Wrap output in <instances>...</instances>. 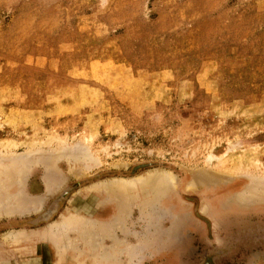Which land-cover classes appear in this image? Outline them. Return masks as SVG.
<instances>
[{
  "label": "rangeland",
  "instance_id": "obj_1",
  "mask_svg": "<svg viewBox=\"0 0 264 264\" xmlns=\"http://www.w3.org/2000/svg\"><path fill=\"white\" fill-rule=\"evenodd\" d=\"M0 264H264V0H0Z\"/></svg>",
  "mask_w": 264,
  "mask_h": 264
},
{
  "label": "bare ground",
  "instance_id": "obj_2",
  "mask_svg": "<svg viewBox=\"0 0 264 264\" xmlns=\"http://www.w3.org/2000/svg\"><path fill=\"white\" fill-rule=\"evenodd\" d=\"M12 179V178H11ZM10 179V180H11ZM151 183H159V180L157 179V178H155V179H153V180H151L150 181ZM118 191H117V194L118 195H120V194H124V193H127V191H128V189L129 188H127V187H120V188H116ZM115 189V190H116ZM64 192H66L65 190L63 191V193ZM52 208H50L49 210H48V212L46 213V214H44L43 216H41V217H39V219H42V220H45V219H47L48 218V216L54 211V209L52 210ZM51 211V212H50ZM79 219V218H78ZM77 220V217H75V219H73V218H71V217H68V219H65L64 220V222H66V224H68V225H73V227L74 226H79L80 225V223L82 222V220H80L79 219V221H76ZM76 221V222H75ZM76 224H79V225H76ZM82 224V223H81ZM17 241H18V239L17 238H15Z\"/></svg>",
  "mask_w": 264,
  "mask_h": 264
}]
</instances>
